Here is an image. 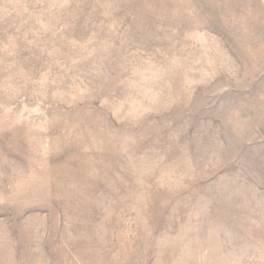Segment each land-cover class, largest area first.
Here are the masks:
<instances>
[{"label":"rangeland","instance_id":"obj_1","mask_svg":"<svg viewBox=\"0 0 264 264\" xmlns=\"http://www.w3.org/2000/svg\"><path fill=\"white\" fill-rule=\"evenodd\" d=\"M0 264H264V0H0Z\"/></svg>","mask_w":264,"mask_h":264}]
</instances>
